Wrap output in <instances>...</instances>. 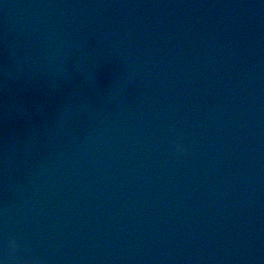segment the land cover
I'll return each instance as SVG.
<instances>
[{"label": "clouds", "instance_id": "9594fccd", "mask_svg": "<svg viewBox=\"0 0 264 264\" xmlns=\"http://www.w3.org/2000/svg\"><path fill=\"white\" fill-rule=\"evenodd\" d=\"M11 245H12L13 249H15V248L18 247V242H17L15 239H13V240L11 241Z\"/></svg>", "mask_w": 264, "mask_h": 264}]
</instances>
